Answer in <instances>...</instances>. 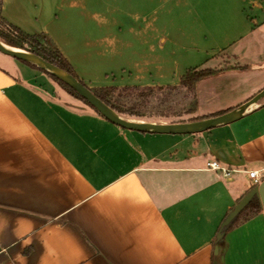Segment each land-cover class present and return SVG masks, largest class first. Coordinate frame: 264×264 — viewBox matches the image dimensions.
Here are the masks:
<instances>
[{"label":"crops","instance_id":"crops-1","mask_svg":"<svg viewBox=\"0 0 264 264\" xmlns=\"http://www.w3.org/2000/svg\"><path fill=\"white\" fill-rule=\"evenodd\" d=\"M245 5L3 0L2 14L47 33L93 88L179 87L191 68L229 64L196 85L188 115L207 118L264 89V2L255 0L254 21ZM211 160L229 173L208 168ZM261 184L264 99L204 132H141L0 52V264H264V189L253 199L260 211L218 239Z\"/></svg>","mask_w":264,"mask_h":264},{"label":"trees","instance_id":"trees-1","mask_svg":"<svg viewBox=\"0 0 264 264\" xmlns=\"http://www.w3.org/2000/svg\"><path fill=\"white\" fill-rule=\"evenodd\" d=\"M0 39L5 42L6 44L22 48L27 51H30L32 53H35L44 59L48 60L49 62L63 68L64 70L70 72L74 76H76L79 80H81L85 85L90 87L76 72L73 65L69 62V60L64 56V54L61 52V50L58 48V46L55 44L53 39L45 32L43 33H37V34H30L23 29H21L19 26L11 23L8 21L2 14V5L0 7ZM32 67H35L42 72L49 75L53 80H55L61 87H63L71 96L79 99L82 103H84L86 106L91 108L93 111H95L97 114L103 116L94 106H92L85 98L80 96L73 88H71L68 84L65 82L59 80L55 76L51 75L46 70H43L42 68L38 67L35 64L22 61ZM229 64L223 65V67H215V68H202V67H196L189 69L182 77H181V83L179 87H186L187 90L195 95L196 92V85L197 83L202 80L203 78H206L211 75H216L220 73L221 71L229 68ZM244 68L245 66H240ZM178 86H171V87H161V86H125V87H101V88H93L90 87L91 90L100 97L103 101H105L107 104H109L111 107H113L117 112H119L121 115L133 117V118H139V119H146V118H153L150 115H147L145 112L141 111L140 103H134L132 106H127V103L124 100L123 95L133 93V92H140L141 96H143V101L145 96L151 95L155 90L157 89H175ZM140 101V100H139ZM138 102V101H137ZM198 107V101L195 98L191 107L187 109L186 113L190 114L197 110ZM223 112H219L213 115H218ZM105 117V116H103ZM206 116H188V118H181L179 120H176L175 118H170L166 116V118H156L151 119L152 121H159V122H184V121H192L197 119H203ZM106 118V117H105ZM150 120V119H148ZM260 211L259 205L252 201L237 217V219L233 222V224L230 226H234L237 223L243 219L244 221L250 219L253 215L258 213Z\"/></svg>","mask_w":264,"mask_h":264},{"label":"water","instance_id":"water-1","mask_svg":"<svg viewBox=\"0 0 264 264\" xmlns=\"http://www.w3.org/2000/svg\"><path fill=\"white\" fill-rule=\"evenodd\" d=\"M0 52L9 55L17 60L29 62L46 70L51 75L68 84L80 96L85 98L94 106L103 116L115 124L126 129L137 130L147 133H165V134H192L207 131L216 126L231 123L241 118L252 106L258 104L264 99V89L245 101L236 108L223 112L221 114L210 116L203 119H197L184 122H154L135 120L122 116L113 107L98 97L90 87L81 80L63 68L49 62L43 57L27 51L22 48L10 46L0 39ZM264 185H257L251 188L234 206L231 212L224 219L218 239H221L225 231L233 224L241 212L253 201L254 198L263 200Z\"/></svg>","mask_w":264,"mask_h":264},{"label":"rangeland","instance_id":"rangeland-1","mask_svg":"<svg viewBox=\"0 0 264 264\" xmlns=\"http://www.w3.org/2000/svg\"><path fill=\"white\" fill-rule=\"evenodd\" d=\"M0 0V7L2 5ZM259 3L264 2V0H257ZM255 0H246L245 8L243 12L247 18L254 21L256 19L255 13ZM264 37V36H263ZM264 40V38L262 39ZM245 63V62H244ZM127 106H132L134 103H140L141 111L145 112L147 115H150L153 118L139 119L129 116L122 115L126 118L135 119V120H144L152 121L151 119L166 118H175L179 120L181 118H188L187 109H189L195 99V95L187 90L186 87H177L175 89H157L151 95L145 96L143 101V96L140 92H131L129 94L123 95ZM140 100V101H139ZM138 101V102H137ZM150 119V120H148ZM159 122V121H154Z\"/></svg>","mask_w":264,"mask_h":264},{"label":"built area","instance_id":"built-area-1","mask_svg":"<svg viewBox=\"0 0 264 264\" xmlns=\"http://www.w3.org/2000/svg\"><path fill=\"white\" fill-rule=\"evenodd\" d=\"M207 167L210 169H215V170H222L224 173H229V169L227 167H223L221 163L218 160H211L207 162ZM250 176L253 179V182L259 183L263 176L259 173L257 170H253L250 172Z\"/></svg>","mask_w":264,"mask_h":264}]
</instances>
